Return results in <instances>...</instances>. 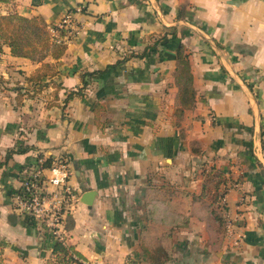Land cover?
I'll list each match as a JSON object with an SVG mask.
<instances>
[{
  "label": "crops",
  "instance_id": "1",
  "mask_svg": "<svg viewBox=\"0 0 264 264\" xmlns=\"http://www.w3.org/2000/svg\"><path fill=\"white\" fill-rule=\"evenodd\" d=\"M12 13L48 24L72 13L74 31L38 85L27 78L42 64L1 47L2 264L56 259L53 239L12 206L20 171L43 156L72 161L66 244L86 264H264V0L0 2ZM180 43L193 107L179 98ZM214 210L245 235L239 246L220 240ZM142 246L170 258L155 263Z\"/></svg>",
  "mask_w": 264,
  "mask_h": 264
},
{
  "label": "trees",
  "instance_id": "2",
  "mask_svg": "<svg viewBox=\"0 0 264 264\" xmlns=\"http://www.w3.org/2000/svg\"><path fill=\"white\" fill-rule=\"evenodd\" d=\"M7 1L8 0H0L2 3ZM56 31L59 32L57 35L54 34ZM68 33L69 31L67 30H59L58 24H48L40 17L28 18L18 13L8 15L0 14V51L2 50L1 47L5 45L11 49L13 56L26 58L42 64V67L37 70L35 75L27 78V81L34 85L40 84L44 77L51 74L53 65L45 62L47 58L51 57L54 60H59L65 55L67 45L63 38L66 37ZM166 39L167 35L161 37L153 45L148 47L147 50L156 49L159 44ZM176 61L178 63L176 83L180 90L179 98L185 107H193L196 102L194 77L189 54L186 52L182 43H180L177 48ZM100 74L101 72H96L84 75L83 81H85L87 76L91 78ZM70 97L71 96H69V99ZM13 153L12 151L7 154V161ZM1 166L2 164H0V167ZM220 177L222 178V175H220ZM163 189L167 191V195H173L172 187H163ZM213 195L214 202L216 204L220 203L222 194H219L217 190ZM218 207L220 212V209H222L221 204H219ZM219 212L218 210H214L213 215L218 225L220 240H223V238L227 236V221ZM142 248L144 254L155 263L159 260L166 262L170 258L164 250H158L153 254L145 247L142 246ZM53 255L56 258L55 264H82L80 261L84 260V257L77 252L73 246L61 242L55 243Z\"/></svg>",
  "mask_w": 264,
  "mask_h": 264
},
{
  "label": "built area",
  "instance_id": "3",
  "mask_svg": "<svg viewBox=\"0 0 264 264\" xmlns=\"http://www.w3.org/2000/svg\"><path fill=\"white\" fill-rule=\"evenodd\" d=\"M77 11L82 10L78 8ZM72 26L73 14L69 13L58 24V29L67 30L72 34ZM58 33L54 32L55 35ZM73 177L74 168L68 157H38L19 173L20 186L12 195L14 212L30 227L52 238L53 242L66 244V224L75 203L79 201L77 190L71 184ZM222 205H225L224 198ZM225 217L227 238L234 246H239L245 235L237 231L234 222L228 223V214ZM80 262L86 264L84 261Z\"/></svg>",
  "mask_w": 264,
  "mask_h": 264
},
{
  "label": "water",
  "instance_id": "4",
  "mask_svg": "<svg viewBox=\"0 0 264 264\" xmlns=\"http://www.w3.org/2000/svg\"><path fill=\"white\" fill-rule=\"evenodd\" d=\"M95 197H96V192H93V191L87 192L83 196L81 202L84 203L85 205L91 207L93 205Z\"/></svg>",
  "mask_w": 264,
  "mask_h": 264
},
{
  "label": "rangeland",
  "instance_id": "5",
  "mask_svg": "<svg viewBox=\"0 0 264 264\" xmlns=\"http://www.w3.org/2000/svg\"><path fill=\"white\" fill-rule=\"evenodd\" d=\"M228 220V223H232L233 222V220L232 219H230V218H228L227 219ZM28 224V223H27ZM0 249H1V245H0ZM1 257H0V264H2L3 263V258H2V255H0ZM52 258V257H51ZM55 261H56V259H55ZM55 261H53V262H51V264H53Z\"/></svg>",
  "mask_w": 264,
  "mask_h": 264
}]
</instances>
